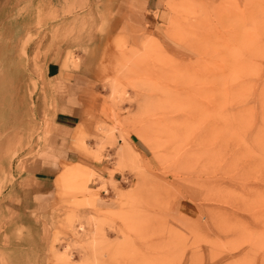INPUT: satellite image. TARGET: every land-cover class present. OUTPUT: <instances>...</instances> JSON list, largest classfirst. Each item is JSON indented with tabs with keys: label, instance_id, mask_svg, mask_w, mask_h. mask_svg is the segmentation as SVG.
Returning a JSON list of instances; mask_svg holds the SVG:
<instances>
[{
	"label": "rangeland",
	"instance_id": "rangeland-1",
	"mask_svg": "<svg viewBox=\"0 0 264 264\" xmlns=\"http://www.w3.org/2000/svg\"><path fill=\"white\" fill-rule=\"evenodd\" d=\"M54 61L96 82L117 162L11 214ZM0 244V264H264V0H0Z\"/></svg>",
	"mask_w": 264,
	"mask_h": 264
},
{
	"label": "crops",
	"instance_id": "crops-1",
	"mask_svg": "<svg viewBox=\"0 0 264 264\" xmlns=\"http://www.w3.org/2000/svg\"><path fill=\"white\" fill-rule=\"evenodd\" d=\"M160 3L161 0H143L148 11L158 9ZM123 4L130 5L131 0H123ZM47 71L53 88L49 139L21 165L2 199V208L19 216L42 215L53 209L60 200V177L66 167L79 165L108 179L107 171L117 162L116 148L106 145L102 149L106 139L99 132L103 117L96 82L82 71L65 69L55 61L49 63ZM98 152L103 159L95 158ZM119 174L115 173L114 181H118ZM108 191L112 192L111 187ZM99 198L107 197L101 193L95 200L97 205H105Z\"/></svg>",
	"mask_w": 264,
	"mask_h": 264
},
{
	"label": "bare ground",
	"instance_id": "bare-ground-1",
	"mask_svg": "<svg viewBox=\"0 0 264 264\" xmlns=\"http://www.w3.org/2000/svg\"><path fill=\"white\" fill-rule=\"evenodd\" d=\"M71 168V167H70ZM69 167H66L65 170L61 173V176L63 180H69L71 181H77V183L80 185L81 188L85 189L83 185L84 181L86 180L84 178V173L86 172V169L80 166H77V168L70 169ZM86 182V181H85Z\"/></svg>",
	"mask_w": 264,
	"mask_h": 264
}]
</instances>
